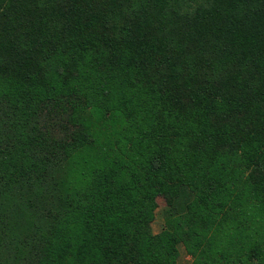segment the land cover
Returning a JSON list of instances; mask_svg holds the SVG:
<instances>
[{
	"label": "trees",
	"instance_id": "1",
	"mask_svg": "<svg viewBox=\"0 0 264 264\" xmlns=\"http://www.w3.org/2000/svg\"><path fill=\"white\" fill-rule=\"evenodd\" d=\"M179 243L264 264V0H0V264Z\"/></svg>",
	"mask_w": 264,
	"mask_h": 264
},
{
	"label": "rangeland",
	"instance_id": "2",
	"mask_svg": "<svg viewBox=\"0 0 264 264\" xmlns=\"http://www.w3.org/2000/svg\"><path fill=\"white\" fill-rule=\"evenodd\" d=\"M156 210L154 217L151 222V229L154 234H157L162 231L165 227L164 223V211L166 209L165 201L162 197L156 199ZM176 263L177 264H191V257L186 253L184 245L179 243L176 247Z\"/></svg>",
	"mask_w": 264,
	"mask_h": 264
}]
</instances>
